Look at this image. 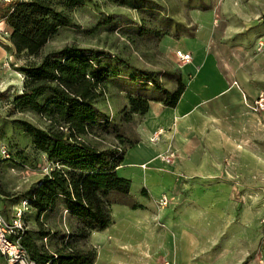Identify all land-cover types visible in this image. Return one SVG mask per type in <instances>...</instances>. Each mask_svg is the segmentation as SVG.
Instances as JSON below:
<instances>
[{
  "label": "crops",
  "instance_id": "1",
  "mask_svg": "<svg viewBox=\"0 0 264 264\" xmlns=\"http://www.w3.org/2000/svg\"><path fill=\"white\" fill-rule=\"evenodd\" d=\"M1 24L4 30H9L3 21ZM193 24L188 20L185 26L173 22L159 28L161 34L155 42L164 34H172L174 26L188 35L203 31L206 36L202 51H184L191 56V61L185 65L171 54L158 53L161 60L155 61L152 68H140L153 73L159 87L137 77L133 71L117 76L120 80H129L135 87L141 86L134 88L132 95L148 100V109L143 116L134 114L131 117L135 118L127 121L120 114L128 104L124 103L117 110V117L123 120L125 128L121 139L125 149L115 171L119 178L130 181L132 199L114 195L119 201L110 208L112 224L90 234L87 244L96 250L93 264H123L124 260L128 264H163L164 261L196 264L197 250L203 248V254H207L222 237L226 223H231L233 218L223 213L212 214L210 209L207 213L196 214L189 194L213 185V189L225 193L221 199L203 202L202 207L230 206L232 203L226 193L233 190V184L248 181L264 170V149L258 141L264 137V113L252 110L254 101L264 92L259 86L257 68L246 66V63H253L254 57L235 58L222 43L216 44L215 20L210 27L200 24L196 28ZM6 54L0 47V62ZM179 84L184 90L176 105L164 106L163 91L174 92ZM155 135L157 139L153 140ZM170 154L172 159L167 163L163 157ZM138 194L143 199L137 200ZM162 196L169 201L165 208L158 205ZM131 203H136L138 208L132 209ZM12 215L13 211L10 219ZM165 215L168 218L163 230L158 223L163 222ZM23 220L29 237L34 230L44 234L42 238L35 235L39 238L35 241L49 253L60 247L61 237L74 232L79 225L61 198L43 213L28 206ZM137 235L144 238L139 244L143 263L124 254L126 248L133 245L132 236ZM256 238L252 231L249 236L242 229L234 231L232 239H235L236 250H228L229 245L225 243L217 258L202 262L227 264L229 258L235 263L230 256L235 254V260L242 264H257L256 259H248L257 244L253 242ZM249 239L252 241L248 242Z\"/></svg>",
  "mask_w": 264,
  "mask_h": 264
},
{
  "label": "rangeland",
  "instance_id": "2",
  "mask_svg": "<svg viewBox=\"0 0 264 264\" xmlns=\"http://www.w3.org/2000/svg\"><path fill=\"white\" fill-rule=\"evenodd\" d=\"M10 1L16 0H0V7ZM64 1L53 0L58 10L62 9ZM68 16L71 19L70 26L58 30L42 49V55L68 45H75L99 50L111 57L104 64L111 68L112 76L107 79L105 88L100 91L101 97L96 104V117L99 120H110V125L106 124L94 130L92 137L97 139L89 137L90 142L100 151L125 149V145L120 141L121 138L117 136V134L123 135L125 130L122 125L123 120L117 117V110L122 108L124 103L128 104L127 101L133 94L134 88L141 87H135L129 80L118 79L116 76L118 73L120 75L131 73L134 67L150 69L155 61L161 60L158 53L174 56L176 50L190 53L203 50L206 42L203 31L190 30L189 32L194 34L188 35L180 32V29L176 30L175 26L172 27V34H164L155 42L154 39L161 34L159 28H165L173 22L185 26L190 20L198 28L200 24L210 27L209 25L215 20L214 42L222 43L235 58L236 56L254 57L253 63H246V66L257 68L259 86L264 92V0H83L82 4L68 11ZM1 21L0 19V24ZM224 28H226L224 36L220 37ZM4 32L7 35H4ZM8 35L9 30H4L1 24L0 47L3 49L4 46H8L6 40ZM259 43L263 44L260 50ZM5 51L6 58L0 62V93L6 92V98H0V214L9 221L12 211L14 214L16 210L23 209L24 195L36 188L53 166L48 164L42 152L37 151L32 143L27 141L29 138L21 132L22 125L16 123L29 122L38 128H43V121L39 124L37 118L26 113L16 112L13 115L8 113L9 105L23 90L25 79L22 70L33 59L27 57L25 53L14 55ZM113 56L116 59H112ZM124 61L133 70L128 66L125 67ZM132 121L135 125L136 121L134 119ZM114 127L118 129L117 132H114ZM258 141L259 146L264 149V137H260ZM211 186H207L210 189L196 190L189 194L195 204L193 207L195 213H207L210 209L212 214L223 213L231 216L233 220L231 223H226L222 237L207 251V254H203L205 252L203 248L197 250L194 262L203 264L204 259L217 258L219 250H222L225 243L229 245L228 250H236L232 235L234 231L242 229L248 236L252 231L253 236L257 237L253 240L257 242L253 247V254H250L248 259H256L257 264H264V170L248 181L245 179L242 183L237 181L233 184V190L226 193L232 203L230 206L202 207L203 202L221 199L225 193ZM128 195L117 196L132 199L131 194ZM141 198L143 199V196L140 194L136 196L137 200ZM114 199L117 200V197ZM178 210L180 211V207ZM164 217L163 222L158 223L163 230L168 216ZM254 218L255 221L251 222ZM195 225L199 226V224ZM8 240L12 241L10 237ZM131 241L132 247L126 248L124 254L127 253L126 257L139 259V262L143 263L139 244L144 238L138 235L132 236ZM78 246L84 251L92 250L96 254V250L88 246L87 240L79 243ZM121 256L123 253L119 254V257ZM230 256L235 263L228 258L227 264H242L235 260V254ZM3 261L2 259V263ZM124 262L125 260L123 264H128ZM163 264L172 263L164 261Z\"/></svg>",
  "mask_w": 264,
  "mask_h": 264
},
{
  "label": "trees",
  "instance_id": "3",
  "mask_svg": "<svg viewBox=\"0 0 264 264\" xmlns=\"http://www.w3.org/2000/svg\"><path fill=\"white\" fill-rule=\"evenodd\" d=\"M82 3L65 0L58 10L53 0H16L0 7V19L9 29L4 49L33 59L22 70L23 90L9 105L8 113H26L37 118L39 124L43 121V128L29 122L16 123L22 125L27 141L53 166L23 198L39 213L61 198L67 211L79 221L74 232L59 239L60 247L53 253L36 243L39 238L35 235L42 238L44 234L34 230L29 237L27 228L21 244L36 264H93L95 252L84 251L78 244L88 240L93 231L108 228L112 224L110 208L119 201L114 195L128 196L130 192V181L119 178L115 171L124 150L100 151L89 138H93L94 130L110 125V120L96 117V104L112 76L111 68L104 64L111 57L75 45L42 55V49L58 30L70 26L68 11ZM133 72L159 87L153 73L135 67ZM183 90L179 84L174 92L163 91L164 106L174 107ZM0 98H6V92L0 93ZM147 109L148 100L132 95L120 116L127 121L134 114L143 116ZM113 130L118 131L115 127ZM130 207L136 209L138 205L131 203Z\"/></svg>",
  "mask_w": 264,
  "mask_h": 264
},
{
  "label": "built area",
  "instance_id": "4",
  "mask_svg": "<svg viewBox=\"0 0 264 264\" xmlns=\"http://www.w3.org/2000/svg\"><path fill=\"white\" fill-rule=\"evenodd\" d=\"M4 35H7V33L4 32ZM261 47H263V44L259 43V50ZM174 57L181 65H185L191 61L190 54L179 50L174 52ZM252 110L264 113V96L260 95L254 101ZM156 139L157 135L153 137V140ZM2 154H4V151H2ZM171 159V154L163 157V160L167 163H170ZM168 203V198L162 196L158 205L160 208H165ZM22 206L23 209L16 210L9 221H6L0 214V264H2V259L5 264H36L30 257L27 249L21 244V240L27 230V227L23 223V215L28 211V204L24 202ZM8 237L12 241L8 240Z\"/></svg>",
  "mask_w": 264,
  "mask_h": 264
}]
</instances>
